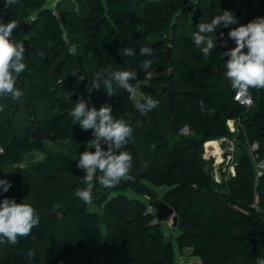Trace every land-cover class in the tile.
<instances>
[{"label": "trees", "instance_id": "16d2710c", "mask_svg": "<svg viewBox=\"0 0 264 264\" xmlns=\"http://www.w3.org/2000/svg\"><path fill=\"white\" fill-rule=\"evenodd\" d=\"M29 1L38 16L29 23L28 34L20 27L13 33L16 40L28 41L26 70L18 77L17 88L25 101L48 106L49 114L38 116L29 131L15 129L1 116L0 179H6L7 168L22 165L26 154L78 139L67 115L79 96L58 86L61 78L55 77L58 72L72 73L70 65L89 105L97 109L110 105L112 115L132 127L126 150L133 156L134 179L121 181L125 187H115L112 197L94 182L102 192L92 205L98 204L101 213L91 212L87 205L59 207L57 189L62 181L70 178L85 188V173L75 158L50 154L25 181L32 193L44 196L39 205L25 202L38 212L39 226L17 245L10 244L0 255V264H174L176 250H188L201 264H256L257 258H264V174L256 177L250 155V145L257 143V154L264 160V89H249L254 101L250 108L235 101L236 91L225 76L227 57H222V52L235 47L228 39L230 29H218L217 47L207 59L192 40L199 23L210 22L224 10L238 18L232 27L264 16V0H251L246 7L244 0H63L55 11L47 7L48 0ZM3 5L1 0L0 9L9 21H25L23 1L9 10ZM186 16L191 18L188 33L182 23ZM66 32L75 44L65 40ZM69 44L76 47L75 54L68 51ZM141 46L151 47L153 56L141 57ZM125 47L137 55L122 56ZM146 58L154 60L149 86L143 85L145 73L139 67ZM107 64L136 69L141 81L130 82L158 106L141 114L129 93L115 83L112 96L102 87L89 92L93 77ZM135 115L149 116L153 123H130ZM229 121L241 123L237 136L230 132ZM186 126L189 134L183 135ZM88 137V151H94L92 130ZM233 138L243 154L234 163L235 176L218 183L211 162L203 157L204 145ZM150 187L165 189L158 199L175 211L176 247L164 244V232L153 224L157 215L125 194V189L148 194ZM6 197L13 198L10 189L0 194V201ZM105 223L107 235L102 231ZM30 248L36 250L34 259L23 255Z\"/></svg>", "mask_w": 264, "mask_h": 264}, {"label": "clouds", "instance_id": "9594fccd", "mask_svg": "<svg viewBox=\"0 0 264 264\" xmlns=\"http://www.w3.org/2000/svg\"><path fill=\"white\" fill-rule=\"evenodd\" d=\"M19 0H4L3 8L11 9L18 5ZM3 13H0L2 17ZM238 18L234 12L224 10L215 15L210 22L199 23L197 31L192 34V40L196 47L200 48L205 59L209 58L217 47V31L220 27L230 29L228 39L235 42V47L222 52L225 61V76L231 82V87L238 95L247 94L250 88L264 89V16H257L247 24L237 25ZM16 21L4 23L0 18V97H10L19 101L24 93L17 88V80L20 74L26 70L25 44L13 37L17 29ZM214 34V35H213ZM223 37V33H220ZM227 41H224L226 47ZM71 54L76 53V47L68 50ZM125 57H135L136 51L130 47L120 50ZM42 56L43 53H40ZM141 57H152L153 49L149 46L139 48ZM154 63L153 59H144L139 65L144 71L142 79L144 86H149L154 77L150 71ZM136 69L115 68L107 64L96 73L91 81L89 92L99 90L103 84L104 91L112 96L115 83L129 93L130 98L135 97L137 89L130 81L137 79ZM83 80V79H81ZM158 106V101L150 95L143 96L135 102V108L146 114ZM3 111V106H0ZM71 116L80 124L84 131L92 130L94 139L90 141L94 151L80 153L77 167L84 171L82 182L86 184L83 189H78L75 195L86 205H92V192L94 182L98 181L103 188L111 189L121 181L134 179L130 172L133 168V156L126 150L129 138L133 135L132 127L123 119L112 115V108L108 104L99 109L90 106L86 99L81 96L74 103ZM100 175L97 177V173ZM12 187L7 179H0V194L6 193ZM40 216L36 209L29 203H17L15 198H4L0 201V244L8 243L17 245L20 238L31 236L34 227H38ZM35 240V237H32ZM23 255L27 259H34L35 249H27ZM256 264H264V258H257Z\"/></svg>", "mask_w": 264, "mask_h": 264}, {"label": "rangeland", "instance_id": "374dc122", "mask_svg": "<svg viewBox=\"0 0 264 264\" xmlns=\"http://www.w3.org/2000/svg\"><path fill=\"white\" fill-rule=\"evenodd\" d=\"M1 1V0H0ZM24 3L25 6V13L24 18L26 22L30 23L33 19H35L38 16V11L33 10L31 7L29 0H21ZM63 7V6H60ZM245 8V7H244ZM243 8V9H244ZM245 9L243 10L244 13ZM0 13L2 14V20L3 22L9 21L8 15L5 11L0 9ZM182 13H179V16ZM186 21H182L184 24L183 31L189 32V24L191 18L188 16L185 17ZM65 40H69L68 32L65 34ZM70 42H74V40H69ZM68 42V41H67ZM72 44H69V47H72ZM65 57V54H64ZM64 62V60H63ZM60 63V62H59ZM71 69L73 70L72 73H63L58 72L55 77L57 78L60 76V80L56 83L58 86L65 88L66 90H73L75 91L77 96H81L82 91H80V81L78 80V76L76 74V69H74L73 65H70ZM55 84V85H56ZM114 86V85H113ZM101 87L103 88V84H101ZM98 92V91H97ZM99 94V93H98ZM143 96H145L143 93L140 92V88H137V92L135 97H133L134 101L140 100ZM0 106H3V111H0V118L10 120L11 124L15 127L17 130H31L34 126V123L38 116L40 115H48L49 114V107L46 105H39L34 103H29L25 101L23 98H21L19 101L12 100L10 97H0ZM69 120L74 124L78 131V139L76 141H69V142H63L58 145L52 146L47 145L45 149L43 150H36L32 151L24 156L22 165L16 166V167H9L5 170V177L7 180H9L12 184V187L10 188V193L13 198L20 202H28L32 201L36 205L41 204L44 201V196L41 193H32L31 190L28 189L26 182L28 180V174L31 171H34L36 166L44 160L47 156L50 154H56V155H62L64 157H73L77 160H79L80 153L84 151H88L89 145H88V130L84 131L81 129L80 124L74 119V117L71 116L69 113L68 115ZM130 123L135 121L137 126H141L143 123V120L148 124H152L153 120L149 116L146 115H135L133 117H130ZM237 136V135H233ZM235 138L233 139H220L216 142L218 143L220 153L212 152L211 150H208L207 144L204 147V153L203 157L204 159L211 162L210 164V171L215 176V179L218 183L222 182L223 180H228L231 177H233V174L235 173L234 169V163L238 161L239 157L243 154L242 147L239 146L237 142H234ZM171 142L174 143V139H171ZM235 144V149L232 150V143ZM227 159H224L225 154H229ZM221 172L223 173L221 175ZM22 181V183H21ZM62 186L58 187V206L64 207L65 205H75L78 204L79 206L86 205L82 200H80L76 195V191L78 189H83L80 187V185L76 184L73 179H65L62 181ZM125 184H118L117 186L125 187ZM116 186V187H117ZM115 188V187H114ZM111 189H106L105 191L108 192V196L112 197L117 192H113ZM150 192L148 194H141L134 192L130 189H125V194L131 199L143 202L146 204L149 208L150 214L154 215L156 214V210L152 207V201L154 198H161L165 192V189H156L150 187ZM100 190L98 187L93 188L92 197L93 202L96 201L100 196ZM88 210L95 213H101V207L98 204L94 205H87ZM59 216H62V211H59ZM153 224H156L153 222ZM108 224L105 223L102 226V231L104 235H107L108 232ZM156 228L158 230L162 229L165 236L163 237L164 244L172 243L176 247V238L179 235V230L174 228V224L171 225L167 223H160L156 224ZM65 231H68V228L64 226ZM10 244L3 243L0 244V255L4 253V250L8 248ZM197 258L191 257L189 254V251L186 250L184 253H179L176 250V256H175V262L174 264H197Z\"/></svg>", "mask_w": 264, "mask_h": 264}, {"label": "built area", "instance_id": "2783aa9c", "mask_svg": "<svg viewBox=\"0 0 264 264\" xmlns=\"http://www.w3.org/2000/svg\"><path fill=\"white\" fill-rule=\"evenodd\" d=\"M61 1H63V0H48L47 7L50 10L55 11ZM249 2H251V0H244V6L246 7L249 4ZM235 101L238 102L240 105L245 106L246 108H250L254 104V101H253V99L249 93V90H248L247 94H245V95H238V93L236 92ZM240 127H241V123L239 121H229L228 122V128L233 135L238 134ZM180 133L183 135L189 134V128L187 126L184 127ZM234 142H235V140H234ZM234 142L232 143V150L235 149ZM204 147H205V145H204ZM258 150H259V145L257 143L250 145V155H251V157L255 163V174H256L257 178L261 177L264 174V160L260 159L259 154H257ZM228 156H230V153L227 154V158H228ZM153 222L156 224L161 223V221L158 220V218H156ZM164 223L171 225L173 222H172V220H170V221L164 222Z\"/></svg>", "mask_w": 264, "mask_h": 264}, {"label": "water", "instance_id": "95a60500", "mask_svg": "<svg viewBox=\"0 0 264 264\" xmlns=\"http://www.w3.org/2000/svg\"><path fill=\"white\" fill-rule=\"evenodd\" d=\"M18 27L22 28L25 34H28L31 25L28 22L23 21L18 24ZM24 44L26 48L25 51V55H26L28 51V41H24ZM171 52L172 50L169 48L166 53L167 59H169ZM224 159H227V154L224 155ZM222 174L223 173L221 172V175ZM152 207L156 210V215L158 220H160L161 222H168L172 220L174 223V228L177 227V216L175 214V211L172 208H170L165 202L159 201L158 198H154V200L152 201ZM54 216L56 217L57 214H55ZM254 241L255 240H250L251 243H253Z\"/></svg>", "mask_w": 264, "mask_h": 264}, {"label": "bare ground", "instance_id": "6f19581e", "mask_svg": "<svg viewBox=\"0 0 264 264\" xmlns=\"http://www.w3.org/2000/svg\"><path fill=\"white\" fill-rule=\"evenodd\" d=\"M207 148L208 150H211L212 152H216V153H220V149H219V146H218V143L216 141H211L209 143H207Z\"/></svg>", "mask_w": 264, "mask_h": 264}, {"label": "crops", "instance_id": "0c3cea01", "mask_svg": "<svg viewBox=\"0 0 264 264\" xmlns=\"http://www.w3.org/2000/svg\"><path fill=\"white\" fill-rule=\"evenodd\" d=\"M233 176H235V173H234V175ZM198 261H197V264H201V262L199 261V259H197Z\"/></svg>", "mask_w": 264, "mask_h": 264}]
</instances>
